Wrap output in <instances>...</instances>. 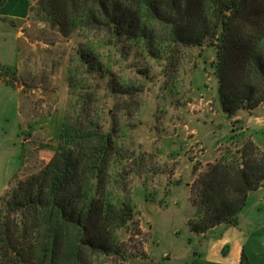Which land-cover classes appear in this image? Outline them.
<instances>
[{
    "label": "rangeland",
    "instance_id": "374dc122",
    "mask_svg": "<svg viewBox=\"0 0 264 264\" xmlns=\"http://www.w3.org/2000/svg\"><path fill=\"white\" fill-rule=\"evenodd\" d=\"M38 1L33 0V9ZM31 14L40 26L27 34L25 58L19 66L0 65V197L49 164L64 117L86 107L104 127L116 129L109 174L121 185L108 188L106 197L125 199L121 189L128 185L138 225L122 229L118 237L126 254L142 255L125 264H188L190 252L196 257L188 240L189 223L196 221L191 186L227 148L242 146L234 126L237 134L251 136L238 114L230 119V132L215 143L217 149L212 147L204 123L209 116L201 112L220 105L214 50L181 49L172 66L151 56L140 39L118 41L104 30L79 25L63 35ZM80 53L93 58L92 70L81 64ZM9 261L0 256V264ZM101 262L121 264L113 257Z\"/></svg>",
    "mask_w": 264,
    "mask_h": 264
},
{
    "label": "trees",
    "instance_id": "16d2710c",
    "mask_svg": "<svg viewBox=\"0 0 264 264\" xmlns=\"http://www.w3.org/2000/svg\"><path fill=\"white\" fill-rule=\"evenodd\" d=\"M32 12L63 35L79 25L104 30L118 41L140 39L151 56L172 66L181 49L206 46L215 52L212 67L223 114L232 119L264 104V0H39ZM166 48L168 57L162 54ZM87 57L80 53L81 64L92 70L93 58ZM91 112L80 107L75 116H65L49 164L0 197L2 259L102 264L101 258L113 257L125 264L142 257L126 254L118 237L138 225L128 185L121 189L125 199L106 197L108 188L121 185L109 174L116 129L104 127ZM239 130L234 126L232 132L242 146L227 148L191 186L192 233L236 225L249 195L264 186V150ZM242 264H247L244 255Z\"/></svg>",
    "mask_w": 264,
    "mask_h": 264
},
{
    "label": "crops",
    "instance_id": "0c3cea01",
    "mask_svg": "<svg viewBox=\"0 0 264 264\" xmlns=\"http://www.w3.org/2000/svg\"><path fill=\"white\" fill-rule=\"evenodd\" d=\"M33 6V0H0L1 66H19L20 59L25 58L27 34L34 33L40 26L31 14ZM215 107L211 113L206 108L201 112L209 116V122L204 123L210 126L214 150L217 149L215 143L231 128L221 105L216 103ZM239 116L237 119L249 127L257 145L264 147V104L252 112H241ZM188 240L193 242L191 246L196 251L194 258V253H189L188 264H242L243 255L247 264H264V186L249 195L236 225L218 226L206 234L190 233Z\"/></svg>",
    "mask_w": 264,
    "mask_h": 264
},
{
    "label": "water",
    "instance_id": "95a60500",
    "mask_svg": "<svg viewBox=\"0 0 264 264\" xmlns=\"http://www.w3.org/2000/svg\"><path fill=\"white\" fill-rule=\"evenodd\" d=\"M196 169H194V172H195Z\"/></svg>",
    "mask_w": 264,
    "mask_h": 264
}]
</instances>
